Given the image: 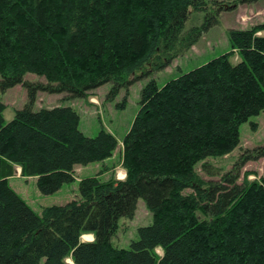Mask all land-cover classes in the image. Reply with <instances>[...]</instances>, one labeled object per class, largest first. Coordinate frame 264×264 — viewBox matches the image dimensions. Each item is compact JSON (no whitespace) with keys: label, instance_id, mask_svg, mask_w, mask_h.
<instances>
[{"label":"trees","instance_id":"obj_1","mask_svg":"<svg viewBox=\"0 0 264 264\" xmlns=\"http://www.w3.org/2000/svg\"><path fill=\"white\" fill-rule=\"evenodd\" d=\"M258 1L0 0V90L28 92L9 122L0 101V264H264V176L239 182L264 144L224 173L207 161L230 154L241 125L264 112V22L229 29V51L144 85L122 140L125 178L84 177L79 198L41 213L9 183L20 168L53 194L76 179L77 165L102 163L119 145L105 126L85 134L72 106L34 109L39 91L87 99L111 82L115 97L137 71L162 70L189 50L222 11ZM193 12L204 21L187 31ZM199 163L220 179L203 178ZM140 198L152 223L118 247L119 221L134 217Z\"/></svg>","mask_w":264,"mask_h":264},{"label":"rangeland","instance_id":"obj_2","mask_svg":"<svg viewBox=\"0 0 264 264\" xmlns=\"http://www.w3.org/2000/svg\"><path fill=\"white\" fill-rule=\"evenodd\" d=\"M204 12H193L187 21L186 30L199 27L204 21ZM219 23L202 34L200 40L194 45L172 59L162 70H139L134 75V80L128 87L121 88L115 97H109L112 83L108 82L98 87L87 98L67 99L64 93H49L39 91L34 109L51 108L54 106H72L80 114V128L89 135L95 136L102 126L113 132L119 145L113 155L102 163L77 165L75 167L76 179L65 183L62 188L53 194H43L37 187L35 178L21 176L17 168L16 176L9 179L11 187L35 210L41 213L45 206L65 204L80 197L79 181L88 176H99L102 180L109 178L123 179L126 171L122 162V140L130 129L132 122L139 110L141 90L151 79H155L161 86L166 81L180 74L194 69L210 59L230 50L228 30L231 28H249L252 25L264 22V0L252 4H240L233 10H224L220 13ZM150 70V69H149ZM26 80L44 81L36 74L28 73ZM28 100V92L25 86L18 84L6 91L0 90V101L6 104L4 111L5 121L9 122L14 117L16 109L22 108ZM256 127L254 128L253 125ZM241 142L228 155L207 159L209 163L218 167L221 173L230 170L234 163L244 152L264 144V112L252 116L248 122L240 127ZM197 170L206 180H219L220 175H211L202 168L199 163ZM246 172H250V179L264 176V157L248 159L241 165L239 182L243 181ZM191 189L187 190L190 191ZM152 213L146 202L140 198L133 218L123 217L119 221V228L113 236V243L118 247L128 248L133 240L139 238V228L152 223ZM85 240H93L92 234L83 235ZM161 252V250H159ZM69 263L71 259L68 260Z\"/></svg>","mask_w":264,"mask_h":264},{"label":"crops","instance_id":"obj_3","mask_svg":"<svg viewBox=\"0 0 264 264\" xmlns=\"http://www.w3.org/2000/svg\"><path fill=\"white\" fill-rule=\"evenodd\" d=\"M19 169H20V168H19ZM20 171H21V169H20ZM31 178H32V177H31ZM70 263H71V264H74V262H73L72 260L70 261Z\"/></svg>","mask_w":264,"mask_h":264},{"label":"water","instance_id":"obj_4","mask_svg":"<svg viewBox=\"0 0 264 264\" xmlns=\"http://www.w3.org/2000/svg\"><path fill=\"white\" fill-rule=\"evenodd\" d=\"M83 238V237H82ZM84 239V238H83ZM85 240V239H84Z\"/></svg>","mask_w":264,"mask_h":264}]
</instances>
